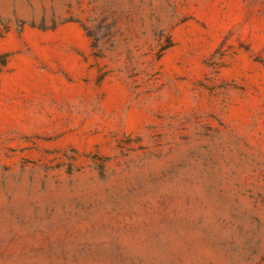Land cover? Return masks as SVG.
I'll return each instance as SVG.
<instances>
[{
  "label": "rangeland",
  "instance_id": "obj_1",
  "mask_svg": "<svg viewBox=\"0 0 264 264\" xmlns=\"http://www.w3.org/2000/svg\"><path fill=\"white\" fill-rule=\"evenodd\" d=\"M0 264H264V0H0Z\"/></svg>",
  "mask_w": 264,
  "mask_h": 264
},
{
  "label": "trees",
  "instance_id": "obj_2",
  "mask_svg": "<svg viewBox=\"0 0 264 264\" xmlns=\"http://www.w3.org/2000/svg\"><path fill=\"white\" fill-rule=\"evenodd\" d=\"M6 57L7 55H0V59H3L2 63H6Z\"/></svg>",
  "mask_w": 264,
  "mask_h": 264
}]
</instances>
